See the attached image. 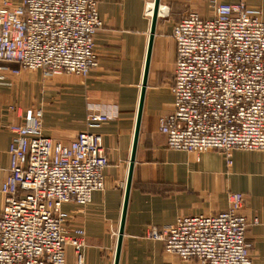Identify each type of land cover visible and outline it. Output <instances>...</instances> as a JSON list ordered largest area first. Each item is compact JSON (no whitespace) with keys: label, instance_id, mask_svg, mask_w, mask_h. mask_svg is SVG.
I'll list each match as a JSON object with an SVG mask.
<instances>
[{"label":"built area","instance_id":"1","mask_svg":"<svg viewBox=\"0 0 264 264\" xmlns=\"http://www.w3.org/2000/svg\"><path fill=\"white\" fill-rule=\"evenodd\" d=\"M208 3L211 16L190 11L172 27L174 99L159 117V130L169 148L219 150L231 165L234 149L264 151V18L245 0ZM101 26L96 0H2L0 61L38 70L45 82L86 77L98 65L94 37ZM109 118L107 111H89L86 128L68 142L44 135L41 107H27L20 121L0 125L11 133L8 165L0 166V264H67L68 245L76 264H84L85 230H66L72 214L63 206L75 203L82 214L92 193L104 189L109 160L92 128ZM244 200L232 192L227 210L150 225L145 236L199 264H252Z\"/></svg>","mask_w":264,"mask_h":264},{"label":"crops","instance_id":"2","mask_svg":"<svg viewBox=\"0 0 264 264\" xmlns=\"http://www.w3.org/2000/svg\"><path fill=\"white\" fill-rule=\"evenodd\" d=\"M96 1L102 21L94 37L97 67L86 77L68 74L60 83H51L43 81L38 70L0 61V125L20 121L27 107H41L44 135L68 142L86 128L89 111L109 113L106 122L92 128L100 134L109 160L104 189L92 193L82 214L75 213V203L63 208L72 214L66 230H85L84 264H114L151 29L147 9L154 0ZM245 2L261 9L264 18V0ZM160 5L168 10L161 7L167 13L158 14L156 22L118 264H199L194 258L166 253L163 243L147 238L145 231L182 215L225 211L232 192L245 198L242 213L249 221L246 237L252 264H264V151L234 149L232 164L227 165L219 150L192 153L169 148L159 130V117L172 110L174 99L172 27L190 11L212 15L208 0H160ZM17 69L19 73L12 72ZM10 105L15 110H9ZM10 139L9 129L1 128L2 168L8 165ZM65 257L67 264H76L72 246H66Z\"/></svg>","mask_w":264,"mask_h":264},{"label":"water","instance_id":"3","mask_svg":"<svg viewBox=\"0 0 264 264\" xmlns=\"http://www.w3.org/2000/svg\"><path fill=\"white\" fill-rule=\"evenodd\" d=\"M159 7H160V0H154L153 10L151 14V29H150L149 42H148V48H147V54H146V60H145V68H144L143 81H142V87H141V93H140V99H139V105H138V111H137L136 126H135V132H134V141H133V147H132L131 158H130L129 173H128V179H127V185H126V193H125V198H124L123 211H122V217H121V222H120V229H119V236H118V243H117L116 257H115L114 264H118V255L120 252V245H121V239H122V233H123V227H124V220H125L127 200H128V192H129V187L131 183V175H132V169L134 165L136 144H137V138H138V132H139L140 120H141V114H142V107H143V101H144V94H145L147 77H148L152 43H153V38L155 34V29H156V22H157V18L159 14Z\"/></svg>","mask_w":264,"mask_h":264},{"label":"bare ground","instance_id":"4","mask_svg":"<svg viewBox=\"0 0 264 264\" xmlns=\"http://www.w3.org/2000/svg\"><path fill=\"white\" fill-rule=\"evenodd\" d=\"M161 7L162 8H164V9H166V7H164V6H160L159 7V15H163V14H165L166 15V13H165V10H161ZM148 14H149V16H151V14H152V10H153V2L151 1L150 3H149V5H148ZM168 10V9H167Z\"/></svg>","mask_w":264,"mask_h":264},{"label":"rangeland","instance_id":"5","mask_svg":"<svg viewBox=\"0 0 264 264\" xmlns=\"http://www.w3.org/2000/svg\"><path fill=\"white\" fill-rule=\"evenodd\" d=\"M160 6H162V5H160ZM164 7H165V6H164ZM166 9H167V8H166ZM23 70H25V69H23ZM25 71H29V72L31 71V72H32L33 70H25ZM64 76H66V75H64ZM64 76H63V78H64ZM41 79H42V77H41ZM62 80H63V79H62Z\"/></svg>","mask_w":264,"mask_h":264}]
</instances>
